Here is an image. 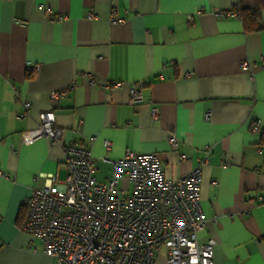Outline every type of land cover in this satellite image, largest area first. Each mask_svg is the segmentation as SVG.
Masks as SVG:
<instances>
[{
	"label": "crops",
	"instance_id": "0c3cea01",
	"mask_svg": "<svg viewBox=\"0 0 264 264\" xmlns=\"http://www.w3.org/2000/svg\"><path fill=\"white\" fill-rule=\"evenodd\" d=\"M238 1L0 0V264H57L21 228L39 175L66 177L62 149L28 139L49 110L66 142L96 158L155 153L169 179L197 167L210 147L199 241L216 239L214 264H264V147L251 131L254 121L264 127V29L247 32L241 16L219 14ZM245 60L252 70L241 68ZM138 79L144 100L132 105ZM96 164L102 181L111 166Z\"/></svg>",
	"mask_w": 264,
	"mask_h": 264
},
{
	"label": "built area",
	"instance_id": "2783aa9c",
	"mask_svg": "<svg viewBox=\"0 0 264 264\" xmlns=\"http://www.w3.org/2000/svg\"><path fill=\"white\" fill-rule=\"evenodd\" d=\"M219 14L240 17L238 6ZM87 18H95L94 13L88 11ZM110 19L119 20L114 14ZM240 66L252 70L255 63L245 60ZM145 85L144 79L130 84V104L143 102ZM14 93L20 99L16 88ZM59 95L52 92L51 100ZM23 106L26 116L31 105L23 101ZM152 114H159L158 107ZM251 131L260 135L264 127L254 121ZM27 135L30 141L46 137L62 149L65 179L39 175L44 182L26 199L21 227L41 242L57 264H156L160 257L165 264H214L216 239L199 241L207 221L200 197L202 165L208 162L210 147H205L197 167L169 179L155 153L127 150L122 157L96 158L89 147L66 142L65 129L56 124L53 110L41 112L37 127ZM169 144L178 148L180 141L172 135ZM104 146L109 150L111 143L105 141ZM97 160L111 166L102 181L95 176ZM0 175L5 173L0 170ZM259 200L264 202V195Z\"/></svg>",
	"mask_w": 264,
	"mask_h": 264
},
{
	"label": "trees",
	"instance_id": "16d2710c",
	"mask_svg": "<svg viewBox=\"0 0 264 264\" xmlns=\"http://www.w3.org/2000/svg\"><path fill=\"white\" fill-rule=\"evenodd\" d=\"M238 9L247 32H258L264 29V0H239ZM260 144L264 147V131L260 134Z\"/></svg>",
	"mask_w": 264,
	"mask_h": 264
}]
</instances>
